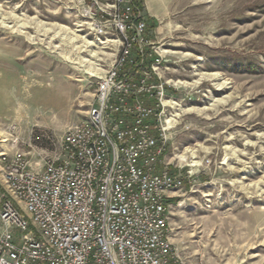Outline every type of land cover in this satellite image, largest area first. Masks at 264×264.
Here are the masks:
<instances>
[{"label":"rangeland","instance_id":"obj_1","mask_svg":"<svg viewBox=\"0 0 264 264\" xmlns=\"http://www.w3.org/2000/svg\"><path fill=\"white\" fill-rule=\"evenodd\" d=\"M138 1L179 103L166 159L190 151L173 246L184 264H264V0ZM115 4L0 0V154L39 168L61 156L120 54Z\"/></svg>","mask_w":264,"mask_h":264},{"label":"built area","instance_id":"obj_2","mask_svg":"<svg viewBox=\"0 0 264 264\" xmlns=\"http://www.w3.org/2000/svg\"><path fill=\"white\" fill-rule=\"evenodd\" d=\"M116 6L120 54L61 156L39 168L23 151L0 154V264H184L170 206L186 176L177 156L166 159L179 103L155 67L142 9Z\"/></svg>","mask_w":264,"mask_h":264},{"label":"bare ground","instance_id":"obj_3","mask_svg":"<svg viewBox=\"0 0 264 264\" xmlns=\"http://www.w3.org/2000/svg\"><path fill=\"white\" fill-rule=\"evenodd\" d=\"M42 27V26H41ZM43 30H44V28H43ZM52 29H45V32H48V31H51ZM173 52V51H172ZM165 53H168V54H170L169 52H165ZM171 54H174V53H171ZM85 62H88V61H85ZM218 74H211V75H209L208 77L211 79V80H216L217 78H218ZM176 85H185V83H182V82H179V83H177ZM188 152H190V151H187V152H185L184 154H182L181 156H178V158L180 159V161L182 162V163H185V162H187V153Z\"/></svg>","mask_w":264,"mask_h":264},{"label":"trees","instance_id":"obj_4","mask_svg":"<svg viewBox=\"0 0 264 264\" xmlns=\"http://www.w3.org/2000/svg\"><path fill=\"white\" fill-rule=\"evenodd\" d=\"M136 4L138 5V7H139L140 9L143 10V5H142L141 2H139L138 0H136Z\"/></svg>","mask_w":264,"mask_h":264}]
</instances>
